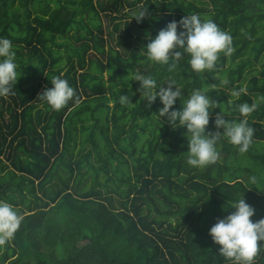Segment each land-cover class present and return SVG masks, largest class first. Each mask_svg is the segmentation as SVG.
<instances>
[{"label": "trees", "instance_id": "trees-1", "mask_svg": "<svg viewBox=\"0 0 264 264\" xmlns=\"http://www.w3.org/2000/svg\"><path fill=\"white\" fill-rule=\"evenodd\" d=\"M79 5L96 7L111 31L94 33L79 17ZM141 9L145 17L137 23L132 14ZM189 14L215 22L232 37L234 50L220 53L210 71L196 73L184 57L168 73L140 49L149 34ZM70 33L78 46L67 40ZM0 37L11 40L19 73L12 91L0 96V200L23 217L0 246V264H232L208 230L242 195L255 209L251 219L264 217V102L247 117L254 133L244 153L221 140L215 163L191 168L184 159L185 129L158 117V99L150 107L140 99L131 74H152L158 83L175 79L184 95L177 109L194 88L204 89L216 102L206 131H215L219 111L239 120L236 104L264 96V0H0ZM54 75L75 92L60 110L38 96ZM240 87L246 92L230 106L229 89ZM121 94L129 105L118 102ZM109 100L117 113H108ZM100 109L104 127L95 117ZM134 127L146 139L141 148L131 139L127 150L121 143ZM88 128L87 145L75 156L73 134ZM93 152L101 156L97 165L90 162ZM253 264H264V247Z\"/></svg>", "mask_w": 264, "mask_h": 264}, {"label": "clouds", "instance_id": "clouds-1", "mask_svg": "<svg viewBox=\"0 0 264 264\" xmlns=\"http://www.w3.org/2000/svg\"><path fill=\"white\" fill-rule=\"evenodd\" d=\"M145 13L143 9L136 11L131 19L135 18L139 23ZM146 39L147 43L140 49L141 54L148 61L165 67L168 73H173L184 57L196 73L210 71L215 67L220 53L228 56L234 50L232 37L227 32L211 19L201 18L197 14L185 15L179 21H169L155 36L149 34ZM15 57L11 40L0 37V96L9 94L18 80ZM131 80L138 82L136 91L140 93V99L147 102V106L159 100L162 107L156 114L160 119L164 118L173 129H185L187 151L184 152V159L187 166L199 169L215 163L219 158L217 145L221 140L235 146L239 153L249 148L254 130L249 126L247 117L259 103L264 102V96H258L251 104H236L234 109L240 114L239 120L226 119L222 111L217 112L213 120L215 131H206L216 102L210 99L204 89L194 88L177 109L173 105L177 100L180 102L184 95L182 87L171 76L164 83H158L152 74L135 71L131 74ZM220 83L227 85L228 81L222 79ZM50 84L51 87H46L38 96L53 110H60L74 98V89L61 76H52ZM245 92L243 87L231 88L228 95L239 98ZM118 102L129 105L130 99L121 94ZM229 105H232V101H229ZM249 183L255 184L256 178L250 177ZM228 209L234 211L217 218L209 228L208 235L219 246V255L232 264H253L259 249L264 247V217L255 221L251 219L255 209L246 203L243 195L233 201ZM223 210L227 211L224 207ZM22 219L11 203L0 200V246L11 241Z\"/></svg>", "mask_w": 264, "mask_h": 264}, {"label": "rangeland", "instance_id": "rangeland-1", "mask_svg": "<svg viewBox=\"0 0 264 264\" xmlns=\"http://www.w3.org/2000/svg\"><path fill=\"white\" fill-rule=\"evenodd\" d=\"M79 10H80V15H79V17H82V15H83V19H84V22H86L87 24H88V26L91 28V29H93L94 30V33H96L99 29H101L103 32H104V35H106V33L107 32H109V31H111V29H112V27H111V24L108 22V20L105 18V16L103 15V14H101L99 11H98V9H96V7H95V9L93 10V9H90V8H86V9H82L81 7H80V5H79ZM95 18V19H94ZM129 21V23H131L130 22V20H128ZM68 37H67V40L69 41V42H71L72 43V45H74V46H78L79 45V43H76L75 41H74V39H73V33H70L69 35H67ZM57 41H59V39H57ZM106 47H104V49H105ZM96 53V57L98 58H100L101 60H104V57L102 56V55H100V54H98L97 52H95ZM244 59H246V58H244ZM93 60H95V59H93ZM259 69V65L257 64L256 65V70L255 71H253L252 72V74L253 73H256L257 72V70ZM248 75V74H247ZM247 75H246V77H247ZM105 73L103 74V80H105ZM249 78V77H248ZM234 100V98L233 97H231L230 98V96H229V98H228V102L229 101H233ZM107 104L110 106V110H109V112L108 113H110L111 112V110H116L117 108H114L113 107V103H112V101H108L107 102ZM91 109H92V106H89ZM90 109V110H91ZM90 110H87L85 113H83V115H81V119H84V118H87L88 116H89V112H90ZM105 113H106V111L105 110H103V109H100V110H98L96 113H95V117H97V118H99L100 119V126H102V127H104L105 125H107V121H106V119H105ZM116 113H117V110H116ZM75 120H77V119H75ZM76 123H77V121H76ZM92 121H89L88 123H87V125L88 126H91L92 125ZM138 124H140V122L138 121L137 122ZM76 127H78V125H76ZM108 128H109V132H110V130H111V126H110V124L108 125ZM89 130H91L90 128H88V129H85V130H80V129H78L77 131H76V133H74L73 134V137H74V139H76V144H77V146H76V149L74 150V151H72L73 153H74V155L76 156L77 155V152H78V147H80V145H83V146H86L87 144H85L84 143V139L88 136V134H89ZM145 135H146V133H145ZM144 134H142L141 132H140V128L139 127H134L133 128V131L132 132H128L125 136H124V138H125V143H121V145H127L128 146V149L127 150H131V147L128 145L129 144V141L131 140V142H133V144H135V145H137L138 147H142V144L144 143V140L146 139V136H145ZM134 141L136 142V143H134ZM98 149L102 152L101 153V156H102V158H103V162H105V157H107L108 156V153H107V151L104 149V147L102 146V144H101V146H99L98 147ZM114 150H116V147L114 146ZM96 151V150H95ZM101 156L99 155V156H96V154L93 152L92 154H91V157H90V162L91 163H94L95 165H97L100 161V159H101ZM95 157L97 158V157H99L100 159H98V163H96V161H95ZM124 158L127 160V162L130 164V158L129 157H127L126 155H124ZM64 162H66V160L64 159ZM116 161H114L112 164H113V166H115L116 165ZM111 167V166H110ZM113 168V167H112ZM129 167H124V169H128ZM85 170V169H84ZM84 170H83V168H82V170L81 171H83L84 172ZM129 171H130V168H129ZM63 176V175H62ZM56 179L54 178L53 179V181H52V183L50 184V185H54V184H56ZM248 181V180H247ZM57 186H60V184L58 183L57 184ZM49 187V186H48Z\"/></svg>", "mask_w": 264, "mask_h": 264}]
</instances>
